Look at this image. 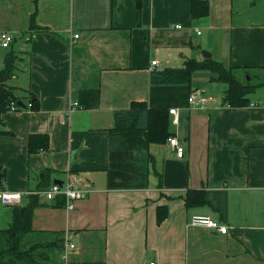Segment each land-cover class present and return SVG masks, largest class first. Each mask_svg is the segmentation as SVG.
I'll list each match as a JSON object with an SVG mask.
<instances>
[{
	"label": "crops",
	"instance_id": "obj_1",
	"mask_svg": "<svg viewBox=\"0 0 264 264\" xmlns=\"http://www.w3.org/2000/svg\"><path fill=\"white\" fill-rule=\"evenodd\" d=\"M208 3L209 13L192 19L191 0H142L137 19L135 0H0V32L12 35L9 47L21 58L9 84L23 104L2 115L3 188L37 191L73 179L88 191L72 210L38 196L33 212L37 239L62 233L64 246L74 245L70 264H264V88L250 95V105L232 108L206 71L190 84H150L152 71L202 60V52L264 73V0ZM32 15L46 30L26 42ZM9 47L0 45L2 67ZM83 91H98L97 105L66 114ZM193 91L211 97L204 109L189 105ZM30 94L35 111L27 106ZM133 101L176 109L170 131L183 159L167 142L147 151L109 148L114 112ZM32 134H46L48 150L30 154ZM44 169L49 178L41 180ZM187 189H204L208 204L186 208ZM27 203L24 196L21 205ZM158 207L167 209L161 224ZM12 210L0 205V230ZM193 215L227 225V234L191 225Z\"/></svg>",
	"mask_w": 264,
	"mask_h": 264
},
{
	"label": "trees",
	"instance_id": "obj_2",
	"mask_svg": "<svg viewBox=\"0 0 264 264\" xmlns=\"http://www.w3.org/2000/svg\"><path fill=\"white\" fill-rule=\"evenodd\" d=\"M136 1L137 19L140 17L142 0ZM209 13L208 0H191L190 16L192 19L204 17ZM46 30L39 27L34 21V15L30 18V26L26 32V42L35 32ZM21 58L19 53L9 47L5 54L3 67L0 70V134H7L2 129V115L11 110L19 111L18 105L21 97L17 95L16 88L8 82L19 71ZM252 68H238L225 65L213 58L186 59L182 67L166 68L162 71H152L150 75L151 85H180L190 84L196 72L206 71L210 74L209 81L222 83L226 86L222 103L232 108L246 107L250 105V95L259 88H264V78L253 82L260 75L253 73ZM264 75V73H262ZM31 103L29 109H38L35 97L30 94L26 97ZM98 91H83L79 93L78 106L83 109H91L97 105ZM170 114L164 108H149L145 102L133 101L128 109L114 112V125L108 130V145L112 150L147 151L151 144H164L173 136L170 131ZM49 148V139L46 134H32L28 138V152L30 154L46 151ZM152 157L148 154V161ZM50 170L44 169L39 173L42 179L49 178ZM3 173H0V188H3ZM161 186V183H158ZM26 205L13 206L12 218L6 229L0 230V264H56L48 261L62 252L64 237L62 233H48L50 239L39 240L32 228L34 209L40 206L36 194L27 195ZM186 208L205 206L208 204L204 189H187L183 198ZM58 203L64 206V199L59 198ZM167 216L165 207L157 208V224H161ZM49 250V251H48ZM50 254H48V252ZM58 264V263H57Z\"/></svg>",
	"mask_w": 264,
	"mask_h": 264
},
{
	"label": "built area",
	"instance_id": "obj_3",
	"mask_svg": "<svg viewBox=\"0 0 264 264\" xmlns=\"http://www.w3.org/2000/svg\"><path fill=\"white\" fill-rule=\"evenodd\" d=\"M199 34L198 31H196ZM78 35L74 37L77 38ZM13 41L12 35L6 32H0V45L3 48H8ZM157 65L156 61H152L150 64V68L153 70ZM211 97L205 95L200 91L191 92L187 101L189 105L195 109H204L206 105L211 101ZM28 107H31V103L27 104ZM78 107L77 102H73L67 109L66 114L70 113L74 108ZM14 106L11 103V110L13 111ZM170 115H172L171 122L173 124H177L178 116L176 109H168ZM168 145L175 152V155L179 159L184 158V147L181 146L176 139V137L171 136L167 139ZM30 193L36 194L40 198L45 201H51L59 198L64 199V208L66 210H72L75 208V205L78 201L83 200L87 197L88 191H85L78 187L73 179H67L65 182L61 184L52 183L44 189L37 191H8L4 188H0V205L3 206H19L22 203V199L24 196L29 195ZM190 224L193 226L204 227L206 229L214 230L219 234L225 235L228 232V226L222 223H219L209 216L206 215H193L190 218ZM65 240L64 242H66ZM74 245L71 243H66L60 257L61 264H70L67 259V253L69 249H73ZM149 264H154L149 263Z\"/></svg>",
	"mask_w": 264,
	"mask_h": 264
},
{
	"label": "rangeland",
	"instance_id": "obj_4",
	"mask_svg": "<svg viewBox=\"0 0 264 264\" xmlns=\"http://www.w3.org/2000/svg\"><path fill=\"white\" fill-rule=\"evenodd\" d=\"M3 54H4V51H2L0 49V68L2 67V58H3ZM264 78V75L263 74H260V76L258 78H254L253 82H257V81H261V79ZM10 83V81L8 82ZM216 90V94L217 96L223 94V91L224 89L226 88V86L224 84H220V83H216L214 84L213 86ZM221 93V94H220ZM48 263H56L57 264V259H53V257L48 261Z\"/></svg>",
	"mask_w": 264,
	"mask_h": 264
},
{
	"label": "water",
	"instance_id": "obj_5",
	"mask_svg": "<svg viewBox=\"0 0 264 264\" xmlns=\"http://www.w3.org/2000/svg\"><path fill=\"white\" fill-rule=\"evenodd\" d=\"M202 55H203V57H205V58H209V57L211 56L210 53H208V52H202ZM18 105H19V106H23V104L21 103V101L18 102ZM54 183H56V184H61L60 181H54Z\"/></svg>",
	"mask_w": 264,
	"mask_h": 264
}]
</instances>
